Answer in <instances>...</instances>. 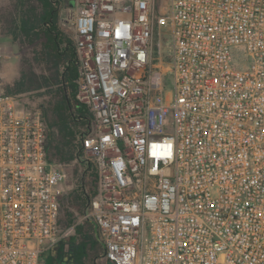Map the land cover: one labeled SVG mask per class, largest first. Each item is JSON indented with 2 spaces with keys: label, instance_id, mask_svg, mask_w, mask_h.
Wrapping results in <instances>:
<instances>
[{
  "label": "built area",
  "instance_id": "obj_1",
  "mask_svg": "<svg viewBox=\"0 0 264 264\" xmlns=\"http://www.w3.org/2000/svg\"><path fill=\"white\" fill-rule=\"evenodd\" d=\"M165 2L76 0L62 15L94 116L84 218L113 264H264V0ZM46 138L0 73V264H46L69 233L68 173Z\"/></svg>",
  "mask_w": 264,
  "mask_h": 264
},
{
  "label": "trees",
  "instance_id": "obj_2",
  "mask_svg": "<svg viewBox=\"0 0 264 264\" xmlns=\"http://www.w3.org/2000/svg\"><path fill=\"white\" fill-rule=\"evenodd\" d=\"M165 0H155L156 10ZM65 0H8L0 9V41L18 52V76L4 85L6 94L35 101L46 123L49 164L77 161L75 187L61 199L59 225L72 231L50 249L47 264H98L106 257L100 228L84 218L98 193V171L87 157L83 140L91 132L93 113L80 102L79 58L74 38L64 27ZM20 102V101H19ZM31 107V106H27Z\"/></svg>",
  "mask_w": 264,
  "mask_h": 264
},
{
  "label": "rangeland",
  "instance_id": "obj_3",
  "mask_svg": "<svg viewBox=\"0 0 264 264\" xmlns=\"http://www.w3.org/2000/svg\"><path fill=\"white\" fill-rule=\"evenodd\" d=\"M66 4L65 7L63 8L62 15L67 12V6L71 8L76 7V0H65ZM8 0H0V9L1 7L6 4ZM166 2H163V5H165ZM64 27L71 33L72 35V30L71 28L67 27L64 25ZM73 37V35H72ZM1 44V50H2V63H1V77L4 85H7L8 83L12 82L17 76H18V52L16 49V46L11 44L7 39H2L0 41ZM165 79L169 85L166 86L168 90L172 89V85L170 83V78L169 76H165ZM22 106H31V107H36V104L39 103V99H35V101H31L27 98L25 99H20L19 100ZM89 157V156H87ZM90 158V157H89ZM93 162V160H92ZM60 169L65 170L68 173V179L65 185V193L67 194L69 191H71L77 182V178L79 174L81 175V168L80 165L77 161H74L70 164H64L59 167ZM69 232L68 234H71L72 231H67ZM62 241V240H61ZM59 241V242H61ZM58 242V243H59ZM50 257V252L46 253L44 260L46 264L48 263V259ZM98 264H113L110 260H108L106 257H103L101 260H99Z\"/></svg>",
  "mask_w": 264,
  "mask_h": 264
}]
</instances>
